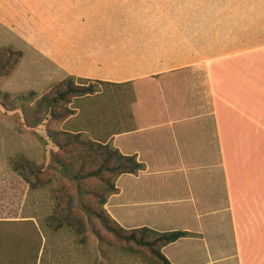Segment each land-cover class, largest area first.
<instances>
[{
  "label": "crops",
  "instance_id": "obj_1",
  "mask_svg": "<svg viewBox=\"0 0 264 264\" xmlns=\"http://www.w3.org/2000/svg\"><path fill=\"white\" fill-rule=\"evenodd\" d=\"M192 10V0H0V48L22 52L14 73L32 91L69 77L100 84L73 99L63 125L145 166L106 204L122 228L190 233L162 248L171 264H264V29H236L244 39L226 46ZM184 205L213 221L172 229ZM227 221L228 254L210 236Z\"/></svg>",
  "mask_w": 264,
  "mask_h": 264
},
{
  "label": "trees",
  "instance_id": "obj_2",
  "mask_svg": "<svg viewBox=\"0 0 264 264\" xmlns=\"http://www.w3.org/2000/svg\"><path fill=\"white\" fill-rule=\"evenodd\" d=\"M22 56V52L12 48H0V80L16 71ZM77 81L81 82L80 85L75 78L69 77L54 85L41 97H38L37 92L30 91L27 95L14 99L11 93L0 91V101L11 110L20 108L25 125L32 131L43 124L50 127L53 123L66 121L74 114L67 107L72 99L96 92L95 84L86 87L84 84L89 83L88 80ZM49 133L57 150L49 152L51 160L48 167L37 164L25 155H18L10 161L11 170L30 192L42 190L53 182L77 188L76 193L67 192V187L54 191L53 212L46 220V228L55 233L66 230L75 236H81L84 241L90 232L97 233L101 238V232L96 227L99 225L125 251H143L155 264H171L163 255L162 248L190 233H159L148 228L126 230L106 210L108 199L118 192V179L125 174H138L145 166L135 156L123 155L111 143L105 144V140H94L82 133H72L66 128L61 131L49 129ZM46 172L52 174L48 180L44 177ZM27 225L32 227L33 236L16 232ZM42 232L31 220H0V239L12 241L15 238L17 247L27 244L33 238L32 242L41 243Z\"/></svg>",
  "mask_w": 264,
  "mask_h": 264
},
{
  "label": "rangeland",
  "instance_id": "obj_3",
  "mask_svg": "<svg viewBox=\"0 0 264 264\" xmlns=\"http://www.w3.org/2000/svg\"><path fill=\"white\" fill-rule=\"evenodd\" d=\"M192 1L193 12H207L209 14V37L215 38V42L219 44L224 43L228 46L242 41L244 38L236 36L234 33L236 29H264V0ZM248 17H251L249 21ZM218 28H224L226 30L225 35L213 37L212 35L217 32L216 29ZM25 83L24 69L19 68L11 77L0 80V91L11 93L14 99L21 95L25 96L32 91V86L25 85ZM76 83L80 85L81 82L76 80ZM84 86L87 87L90 84L85 83ZM95 86L96 92L102 91L99 87L100 84H95ZM52 87L50 86L43 91V86H38V97L46 94ZM102 87L105 88V86ZM67 107L71 110L74 108L73 99L67 104ZM71 120L72 118L69 122ZM63 123L64 121L53 123L50 127L43 124L32 131L25 125L20 108L11 110L10 107L4 105L3 101H0V219L31 220L39 230L44 232L46 237L43 254L40 253V243L32 242L34 238L29 240L27 244H20V247L15 244V238L12 241L0 240L3 243L0 244V260L9 259L7 264H55V260H53L55 255L62 254L63 259L62 261L59 259V264H61L60 262L63 264H155L150 260L151 257L143 251L140 253L125 251L123 246L112 241V237L99 225L96 227L98 226L101 232V238L97 236V233L90 232L84 241H82L81 236H75L66 230L55 233L46 228V220L53 212L54 191L58 188L67 187L65 189L67 192L76 193L77 188L65 183L53 182L42 190L30 192L22 180L11 170L10 161L18 155H25L37 164L48 167L51 160L49 152L57 150L54 139L50 137L49 129L61 131L66 128ZM44 177L45 180H48L52 174L46 172ZM121 179L118 182V188H121ZM119 201L116 199L113 205H119ZM183 208L182 218H178L174 224L169 226L172 229H196L201 224L207 225L213 221L206 217L198 219V215L193 211L187 212L189 209L187 205H184ZM218 229V233L216 228L214 234L210 236H215V242L216 236H223L225 253L233 252L234 243L230 222H225L223 228L220 224ZM16 232L29 237L34 235L32 227L29 225L21 228V230H16ZM9 247L13 248L7 255H4L6 252L4 249ZM219 251H222L220 245Z\"/></svg>",
  "mask_w": 264,
  "mask_h": 264
}]
</instances>
